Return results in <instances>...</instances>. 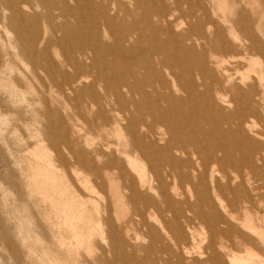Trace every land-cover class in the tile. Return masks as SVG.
Segmentation results:
<instances>
[{
	"label": "rangeland",
	"instance_id": "1",
	"mask_svg": "<svg viewBox=\"0 0 264 264\" xmlns=\"http://www.w3.org/2000/svg\"><path fill=\"white\" fill-rule=\"evenodd\" d=\"M140 1L142 6L135 13L138 51L133 60L147 55L153 45L162 54L173 55L169 36L153 32L151 28L156 22L152 14L162 7V0ZM176 1L166 0L172 15V31L183 35L190 33L192 37H201L200 33L196 34L197 29L205 32V39L201 45H196V51L211 65L213 74L204 79L207 85L222 80L229 88L239 82L242 73L252 76L247 83L264 76V0H238V4L234 0H179L178 10L175 9ZM199 4L202 10H199ZM65 5L78 6L79 18L63 10ZM96 9V3L89 0H0V264H105L106 261L135 264L128 259L130 248L118 245L114 254L109 235L106 239L107 235L102 232L110 226L100 224L97 206L101 209L103 196L112 195L110 182L105 184L106 195L98 194L97 190L94 192L96 174L78 164L84 157H94L89 151L101 148L111 156L119 151L117 155L125 164L123 150L129 141L125 122L120 120L117 110L124 101L117 103L111 95L121 72L111 70L106 61H115L118 49L106 55L101 47L96 48V68L77 82L73 80L76 63L84 59L80 51L90 54L89 48L94 46L90 28L97 19L94 16ZM132 10L135 12L133 4ZM239 15L244 19L242 26L234 27L240 38L236 40L227 19ZM131 19L128 18L123 29L110 26V37L100 28L98 33L102 35V42L119 41L123 31L133 28L128 25ZM209 19L216 22L212 32L207 30L209 25H204ZM215 29L220 30L222 39L233 45L232 49L224 52L214 49ZM223 58L225 61L221 62ZM188 61L191 64L192 61ZM116 62L115 69L119 71L130 65L120 60ZM174 71L180 74L181 68L177 66ZM198 73L194 69L191 75L201 84ZM163 74L173 80L166 68ZM91 85L93 88L79 90ZM216 85L211 91L218 100L220 95L215 90ZM199 89L195 100L186 99L183 113L171 118L187 132L193 125L190 134L198 138L201 133L195 131L199 128L197 124L204 128L212 125L201 106L204 96L200 92L204 89ZM227 94L232 103L231 107L225 108L229 114L236 108L233 100L238 95L232 90ZM136 97L141 100L139 94ZM161 106L169 109L166 101H162ZM100 109L103 115L111 118L108 124L103 123V117L99 118ZM248 121L256 123L248 132L263 154L264 137L256 135L264 132L263 111ZM167 127L161 123L155 126L159 133ZM176 136L187 140L189 134L180 132ZM83 150L86 151L84 154ZM246 151L240 142L230 145V152L237 157H243ZM105 158L104 155L102 159ZM138 165L151 176L148 165L141 162ZM238 167L227 166L217 178L224 175L222 182H232V188L244 182L250 198L257 205L253 206L239 196L229 209L237 216H243L248 209L252 213L259 210L264 215V178L254 175L249 182L246 179L249 171L258 174L262 171L261 163L254 167L247 164ZM114 185L119 186L117 182ZM227 197L233 199L231 194ZM110 210L112 212V206ZM130 214V207L122 203L117 210L118 217L122 218L116 222L126 225L124 219ZM136 219L139 240L132 241L147 246V233L140 228V218ZM199 230L204 255L194 257L203 260L210 241L220 246V238L205 225ZM76 232L81 238H77ZM129 233L134 234V229ZM242 249L243 245L239 250ZM124 252L126 261L122 259ZM192 259L187 258V261Z\"/></svg>",
	"mask_w": 264,
	"mask_h": 264
},
{
	"label": "bare ground",
	"instance_id": "2",
	"mask_svg": "<svg viewBox=\"0 0 264 264\" xmlns=\"http://www.w3.org/2000/svg\"><path fill=\"white\" fill-rule=\"evenodd\" d=\"M90 1L96 3L97 8L94 14L97 19L90 28L94 46L89 49L93 56L91 53L87 54V51H80L84 59L83 62L76 63L78 67L76 66L73 80L77 82L81 76L90 74L96 68V48L101 47L106 55L118 49L116 60L106 61L111 70L121 72V77L114 82L111 95L115 96L114 101L117 103L124 101V105H120L117 110L121 115L120 120L125 122L129 141L123 150L125 164L121 163V157L117 155L119 151L111 156L102 148L89 151L94 157H84L78 164L96 174L94 192L97 190L98 194L102 192L106 195L107 181L113 188L111 197L103 196L104 205L101 209L97 206V213L100 224L110 226L109 230L103 228L102 232L107 235L106 239L109 235L114 254L118 245H121L130 248L128 259L135 264H264V215L259 210L257 214L249 209L245 210L243 216L234 214L229 208L236 203L239 196L247 199L245 202L249 201L253 206L257 203L250 198L252 196L246 190L244 182L237 188H232V182H222L224 175L220 179L217 178L227 166L239 168L238 166L247 164L254 167L257 163H261L262 171L259 174L249 171L247 182L254 175L264 178V153L258 151L260 145L249 136L256 123L248 121L260 111L264 114V76L257 78L256 82L247 83L252 76L242 73L239 82L229 88H226L222 80H213L212 86L207 85L204 79L213 74L211 65L196 51V45H201L205 39V32L197 29L196 34L200 33L201 37H192L190 33H174L170 27L172 15L166 0H162V7L152 14L156 22L151 24V28L153 32L166 33L169 36L173 55L162 54L153 45L147 55L133 60L138 51L135 13L141 8L142 1ZM234 1L239 3L238 0ZM132 4L135 12L132 10ZM175 6L177 10L180 8L179 0ZM77 9L78 6L73 8L71 5H65L63 10L79 18ZM202 9L199 4V10ZM129 17L132 19L128 25L133 28L123 31L119 35V41L114 40L111 44L102 42V35L98 33L100 28L105 36L110 37V26L123 29ZM230 17L227 21L231 25L232 33H235L234 27L243 25L244 16ZM214 23V20L209 19L204 25H209L207 30H211L215 26ZM220 33V30L215 29L217 40L212 44L214 49L223 52L232 49L233 45L222 39ZM236 36L237 33L234 37L239 40ZM118 60L130 65L126 70L119 71L115 69ZM188 60L192 61L191 64ZM220 61L225 60L223 58ZM177 66L181 68L180 74H175L174 69ZM164 68L169 70L172 81L164 76ZM194 69L199 72L201 84L191 75ZM214 85L220 95L218 100L212 96L211 88ZM199 87L204 89L200 92L204 96L201 106L212 125L204 128L197 124L196 127L199 128H195V131L201 133L198 138L190 134L193 125L187 132L182 125L173 123L172 119L183 113L187 98L196 99ZM86 88H93V85L84 86L79 90ZM231 90L235 91L238 97L233 100L235 110L228 114L225 108L232 106L231 101L227 99V93ZM137 94L141 96V100L136 97ZM162 101L168 103V110L162 108ZM98 113L99 118L103 117V123L108 124L111 118L103 115L101 109ZM169 118L170 120H167ZM96 122L98 123L97 119ZM160 123L167 124L168 127L166 131L159 133L155 126ZM180 132L189 134L187 140L176 136ZM256 135L264 137V132ZM237 142L244 144L247 150L243 157H237L230 152V145ZM261 146L263 148L264 143ZM130 147L133 149L128 150ZM85 152L83 150L82 154ZM104 155L106 158L102 159ZM138 162L149 166L151 176L139 167ZM116 182L119 184L118 188L114 185ZM229 194L233 199L227 197ZM122 203L131 209L129 218L124 219L126 225L116 222L122 218L117 215L118 207ZM137 217L140 218V228L147 233V246H140L132 241L139 240ZM203 225L219 236L220 246L210 241L208 248L204 249L207 256L201 260L199 258L203 257L204 252L202 232L199 228ZM132 229L135 233L131 235L129 232ZM75 234L78 239L81 238V234ZM241 245L243 249L239 250ZM195 255L200 257L195 258ZM126 257V253H122L124 261ZM187 258L193 259L188 262ZM105 264L113 262L106 261Z\"/></svg>",
	"mask_w": 264,
	"mask_h": 264
}]
</instances>
